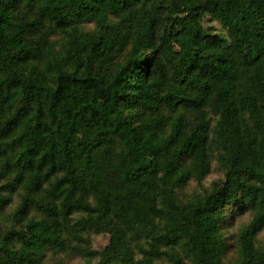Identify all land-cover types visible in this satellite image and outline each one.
I'll return each mask as SVG.
<instances>
[{
    "label": "trees",
    "instance_id": "trees-1",
    "mask_svg": "<svg viewBox=\"0 0 264 264\" xmlns=\"http://www.w3.org/2000/svg\"><path fill=\"white\" fill-rule=\"evenodd\" d=\"M74 258L264 264V0H0V264Z\"/></svg>",
    "mask_w": 264,
    "mask_h": 264
},
{
    "label": "rangeland",
    "instance_id": "rangeland-1",
    "mask_svg": "<svg viewBox=\"0 0 264 264\" xmlns=\"http://www.w3.org/2000/svg\"><path fill=\"white\" fill-rule=\"evenodd\" d=\"M218 28L220 27L218 24H217ZM216 177V175H213L211 178H214ZM108 242V239L106 236H97L96 239H95V242H94V245H95V248L96 249H101L103 248ZM72 262L74 264H81L82 261L79 259V258H74L72 260Z\"/></svg>",
    "mask_w": 264,
    "mask_h": 264
}]
</instances>
